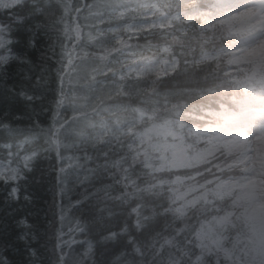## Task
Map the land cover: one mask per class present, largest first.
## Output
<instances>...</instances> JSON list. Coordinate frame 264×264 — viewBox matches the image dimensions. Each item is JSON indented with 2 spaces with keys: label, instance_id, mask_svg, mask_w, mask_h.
<instances>
[{
  "label": "snow or ice",
  "instance_id": "obj_1",
  "mask_svg": "<svg viewBox=\"0 0 264 264\" xmlns=\"http://www.w3.org/2000/svg\"><path fill=\"white\" fill-rule=\"evenodd\" d=\"M0 264H264V0H0Z\"/></svg>",
  "mask_w": 264,
  "mask_h": 264
},
{
  "label": "trees",
  "instance_id": "obj_2",
  "mask_svg": "<svg viewBox=\"0 0 264 264\" xmlns=\"http://www.w3.org/2000/svg\"><path fill=\"white\" fill-rule=\"evenodd\" d=\"M68 155H72L71 152L68 153ZM75 162H73V166H74ZM45 167H48V165H45ZM71 170V168L69 169ZM70 179H74V177H70ZM53 184L55 183V181L52 182ZM70 188H72V185L70 184L69 185ZM78 186L76 188H73L72 191L68 192L67 194V197H66V200L68 198H74L75 197V194L76 192L78 191ZM55 191V189L52 187V184H49L47 189L42 191L41 195L48 201H51L52 199V196H53V192ZM71 213H69L70 215Z\"/></svg>",
  "mask_w": 264,
  "mask_h": 264
}]
</instances>
